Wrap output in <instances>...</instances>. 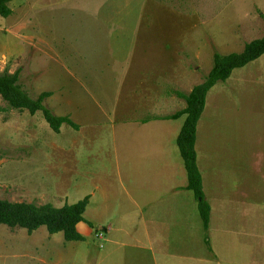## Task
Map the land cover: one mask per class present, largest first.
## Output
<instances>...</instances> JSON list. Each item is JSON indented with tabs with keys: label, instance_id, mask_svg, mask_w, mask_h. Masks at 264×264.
Listing matches in <instances>:
<instances>
[{
	"label": "rangeland",
	"instance_id": "obj_1",
	"mask_svg": "<svg viewBox=\"0 0 264 264\" xmlns=\"http://www.w3.org/2000/svg\"><path fill=\"white\" fill-rule=\"evenodd\" d=\"M10 6L9 17L0 15V73L21 69L32 96L52 91L47 105L57 115L73 111L80 126L70 115L78 128L64 123L56 132L41 110L11 108L0 95V198L61 207L93 193L86 218L95 229L83 241H68L46 226L30 234L0 224V264L136 263L126 248L110 253L107 234L97 228L101 193L119 183L116 170L111 180L108 174L117 155L131 148L123 142L116 149L111 125L120 129L124 116L167 125L150 142L144 135L143 145L174 151L171 131L185 116H154L186 106L178 93L205 81L215 52H241L264 35V0H13ZM123 104L134 110L111 111ZM82 105L89 107L85 118ZM207 107L210 124L199 162L205 195L235 232L227 236L229 249L214 245L225 223L219 227L213 219L216 231L205 230L208 249L214 245L218 264H264V54L212 87ZM173 146L180 153L176 137ZM115 213L103 217L120 227ZM89 227L86 221L78 226L82 233Z\"/></svg>",
	"mask_w": 264,
	"mask_h": 264
},
{
	"label": "crops",
	"instance_id": "obj_2",
	"mask_svg": "<svg viewBox=\"0 0 264 264\" xmlns=\"http://www.w3.org/2000/svg\"><path fill=\"white\" fill-rule=\"evenodd\" d=\"M123 105L122 107L115 106L111 108V111L128 113L134 110V106ZM81 107L83 108L81 110L82 116L85 118L87 115L86 108L89 107L85 105ZM206 108H208L207 101ZM68 111L70 110L63 108L59 112V115L66 116L68 115L66 113ZM70 115L76 122L77 118L74 116L73 111ZM166 115L161 116L156 114L154 118L165 119L162 117ZM206 115L207 109L206 114L203 112L200 118L201 123L199 120L197 127L196 150L198 166L204 154L203 148L201 149V143L204 145L206 127L210 124V121L206 124ZM112 120V123L117 122L115 118H112ZM123 120L126 122L120 124L122 125L120 129H118L116 124L111 125V129L115 133L114 145L116 144V149L118 150L124 142L126 146H131V148L127 147V153L117 155L114 167L108 174V179L111 180L110 175L116 170L119 183L108 184L107 190H103L101 193V200L103 202L101 205L102 212L98 221H96L100 224L97 228L104 232V234H107L106 241L109 247L114 249L109 250L110 253L126 248L124 251V253L128 254L126 256L131 258V260L137 258L136 263L129 264H218L215 261L219 262V259H217L219 254L214 245L222 248L228 246L229 249L227 236L231 232H235L232 231L230 219L223 220L224 215L220 206L214 204L213 208L210 203L212 210L208 231H216L213 219L219 221V227L222 222L225 223V229L213 235L212 242L214 245L212 249H208V244L204 237L206 234L205 228L198 209V203L193 197L192 189L190 190L187 187L188 177L184 160L173 146V140L175 137L176 139L178 138L183 123L177 130L171 131L170 144L171 150L174 151L165 154L164 152H152L148 146L145 149L143 136L146 135L144 139L150 142V136L165 132L167 125H158L157 121L153 122V126L151 122L136 124V121H128L129 119L125 116ZM203 185L205 188L204 180ZM111 194H117V196L111 199ZM231 197L232 199L234 198L233 195ZM93 198L94 194H89V206L94 202ZM212 198L216 199L215 197ZM105 200L107 201L105 202ZM110 200H114L118 204L110 203ZM113 205L116 208L115 217H119V222L121 223L120 227H114L109 220L103 217L105 214H111V210L115 209ZM86 214L87 212L85 211L84 221L90 226L89 229L86 228V232L82 233L78 226L84 221L77 225L79 232L85 238L87 236L91 237L95 229L94 226L90 225L94 224L95 221L87 220ZM113 218L110 219L111 222ZM128 224L133 225L131 230L124 228ZM244 229L245 227L239 228L240 231H244ZM115 231L119 233L113 234Z\"/></svg>",
	"mask_w": 264,
	"mask_h": 264
},
{
	"label": "trees",
	"instance_id": "obj_3",
	"mask_svg": "<svg viewBox=\"0 0 264 264\" xmlns=\"http://www.w3.org/2000/svg\"><path fill=\"white\" fill-rule=\"evenodd\" d=\"M12 1L0 0V15L2 17H9L13 13L10 6ZM263 54L264 35L248 42L241 52L229 54L215 52L213 67L205 81L194 86L189 94L178 93L186 100L185 108L162 117L178 119L185 116L177 143L187 170V187L192 189L198 200V209L206 231L209 229L212 209L205 195L203 177L198 166L196 141L197 127L205 110L207 95L217 83L226 81L236 68L250 64ZM20 71L21 69L14 72L6 70L0 73V95L11 108L28 109L31 114L41 110L51 128L56 132H60L64 123L78 128V125L69 116H59L47 105L46 100L52 95V91H42L38 96H32L21 83ZM88 203L89 196L76 203L65 204L61 207H56L51 203L37 204L0 198V224L26 228L30 234L39 227L46 226L51 234L62 232L68 241H83L85 236L79 232L77 225L85 220L84 213ZM90 225L93 226V224Z\"/></svg>",
	"mask_w": 264,
	"mask_h": 264
}]
</instances>
